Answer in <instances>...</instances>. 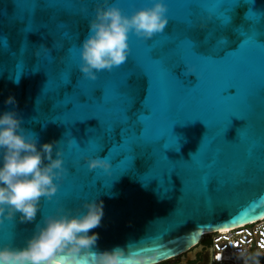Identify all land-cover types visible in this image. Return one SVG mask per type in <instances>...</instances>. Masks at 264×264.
I'll use <instances>...</instances> for the list:
<instances>
[{"label":"water","instance_id":"water-1","mask_svg":"<svg viewBox=\"0 0 264 264\" xmlns=\"http://www.w3.org/2000/svg\"><path fill=\"white\" fill-rule=\"evenodd\" d=\"M66 2L68 0H48L53 8ZM116 2L127 13L132 7L147 5L149 0ZM84 3L87 9L77 19L71 13L58 16V20L68 25L66 30L73 34L72 40L66 42L56 29L57 21L52 19L51 11L42 4H37L34 12L38 29L25 33L22 17L26 15L25 9L32 5L22 0L14 8L11 0H0V44L3 45L0 52V110L11 107L3 100L7 95H13L22 127L35 134L40 142L58 141L66 169L52 199L48 202L41 198L33 222L20 224L13 220L0 224V244L22 246L32 234L34 224L42 215L51 214L56 202L68 201L62 206L76 209L83 201L102 200L101 224L89 230L98 234L95 250L118 245L132 251L153 253L154 264L193 252L205 233L264 217V0H236L229 13L230 21L224 26H215V21L208 23L211 17L206 9L217 3H231V0H165L168 23L161 34L153 36L158 41L166 45L168 39L182 41L187 38L201 52L214 50L216 42L221 41L226 45L224 51H229L222 59H208L204 63L187 57L199 72L198 81L191 87L165 78L155 64L145 65L149 73L147 82L136 59L144 60L154 42L153 37L144 41L131 34L129 53L121 65L110 71L101 70L95 80L84 78L77 70L78 44L87 33L93 0H84ZM189 8L198 14L192 17L191 25L185 23L183 15ZM249 12L254 14L252 18H249ZM66 43L71 47L68 53L61 51ZM22 47L27 48V56L40 57L39 67L35 64L14 67V61L19 64ZM249 49L253 51L249 52ZM64 62L74 74L61 84L58 73ZM30 63H35V58ZM189 67L177 60L172 71L184 79L182 72ZM125 72L128 75L122 91L131 97L127 124L116 123L114 131L105 134L95 117L64 122L84 115L75 103L72 112L63 113V105L72 99L77 86L111 89ZM194 80L195 77L189 74L184 82ZM228 85L238 90L236 96L222 94ZM99 93L97 89L96 95ZM249 93L252 104L248 119L233 117L231 123L221 129L223 140L220 139V122L239 106L240 97ZM143 99L150 107L145 118L149 132L163 134L171 126L174 147L162 149L165 137H161L154 145L135 148L133 170L122 172V165L113 164L110 154L105 155L108 147L119 142L121 127L135 123ZM120 103V100L113 101V110L100 112L101 117L115 118ZM56 117L59 120H54ZM242 125L249 126L250 140L234 142ZM102 134L105 147L98 156L109 162L107 173L87 169L82 157L94 155L71 147L73 140L83 145ZM214 136L206 171L216 176L209 177L201 191L198 190L200 173L190 165V159L199 146L202 148ZM153 150L168 158L167 161L160 160L155 169ZM75 161H78V167ZM172 161L184 162L183 176L170 170ZM71 166L75 171H68ZM189 167H192L191 171ZM49 264H67L66 256L63 252L55 253ZM75 264H93V258L81 251L75 257Z\"/></svg>","mask_w":264,"mask_h":264},{"label":"clouds","instance_id":"clouds-1","mask_svg":"<svg viewBox=\"0 0 264 264\" xmlns=\"http://www.w3.org/2000/svg\"><path fill=\"white\" fill-rule=\"evenodd\" d=\"M165 0H149L125 13L116 0H93L87 19V33L79 40L77 70L95 80L101 70L121 65L129 53V35L147 41L161 33L168 23ZM191 71V68H188ZM0 110V224L15 220L31 223L40 208L41 198L51 200L66 171L62 150L56 140L40 142L22 127L15 97L7 95ZM87 169L108 172L109 162L100 156L82 157ZM103 201L89 199L79 208L57 205L42 215L22 246L0 244V264H49L50 257L63 252L67 264H75L81 251L93 264H154L153 253L114 246L95 250L98 234L90 232L101 224Z\"/></svg>","mask_w":264,"mask_h":264},{"label":"snow or ice","instance_id":"snow-or-ice-1","mask_svg":"<svg viewBox=\"0 0 264 264\" xmlns=\"http://www.w3.org/2000/svg\"><path fill=\"white\" fill-rule=\"evenodd\" d=\"M27 2L31 4L32 7L25 9L26 15L25 17H22V19L25 20L23 31L25 33H29L38 29V22L35 21L34 19V12H35V6L37 4H42L45 8L51 11L52 19L57 21L56 29L59 32V35L66 42H70L72 40L73 34L70 31L66 30L68 25L64 21L58 20V16L64 13H71L77 19L78 15H82L87 9V4L84 3V0H68V2L57 5L54 8L52 5L48 3V0H27ZM11 3L15 8L17 5L22 3V0H11ZM235 3L236 0H231V3H217L207 8L206 11L210 13V17H211L208 23L210 21H215V26L227 25L230 21L229 13L233 8V6L235 5ZM183 15H184L185 23L191 25L192 17L198 14L194 12L191 8H189L187 11L183 13ZM248 15L249 18H252L254 16V14L251 12H249ZM241 34L243 35V32H241ZM153 41L154 42L149 47L148 54L144 58V60L140 61L136 59V64L147 77V82L149 79V73L148 71H146L145 65L155 64L157 65L158 70L163 74L165 78L175 81L177 84L181 86L191 87L195 85V83L198 81L199 72L193 64H190L188 62V60L186 59L187 57H191L194 60L204 63L208 59L211 60L222 59L229 52V51H224L226 45L224 42L221 41L216 42V47L214 50L207 52L197 51V48L187 38L182 41H176L175 39H168L166 45L162 44L161 41H158L157 37H153ZM69 49H71L70 43H66L61 48V51L68 53ZM2 51H3V45L0 44V52ZM19 51H20L19 64L17 65L16 61H14V67L15 66L23 67L25 64H27L29 67H31L33 64L39 67L41 62L40 57L27 56L26 47H22ZM248 51L251 52L253 50L249 49ZM32 58H35V63H30ZM129 59H132V57H130ZM177 60L180 61L181 63H186L188 66H190L189 68H191V71L186 70L185 72H182V76L184 79H181V77H178L172 71V66ZM73 74L74 72L71 69H69L66 63L64 62L58 73L59 83L61 84L64 83L70 77H73ZM189 74L194 76L195 80L194 82L185 83L184 81L186 80ZM20 75L17 78H19ZM127 75L128 73L125 72L119 83L114 88L111 89H107L103 86L82 89L77 86L76 92L73 95L72 99L68 100V103L63 105V113L72 112L73 103H75L76 105L80 106V108L84 111V115L77 116L72 120H64V122L68 123L69 121H71L74 123L75 121L78 120L95 117L99 121L100 129L102 133L105 134L112 133L114 131V125L116 123L127 124L129 121V116L127 115V109L128 106L130 105L131 97H129L125 92L122 91V87L126 82ZM76 83L78 85L77 77H76ZM97 89L100 90L99 95H96ZM230 89L232 91H229ZM237 92L238 90L234 86L228 85L223 89L222 94L226 97H233L237 95ZM81 97H84V99L82 100ZM145 97H147V89H146ZM116 100H120L121 103L118 107V110L115 112V118L111 120H106L102 118L100 112H111L113 110V101ZM251 104H252L251 93L240 97L239 106L234 108L227 115L226 119L220 122L219 133H218L220 139H222L220 135L221 129L229 125L233 117L242 120L248 119L247 114L251 108ZM67 105H71V107L68 108L66 107ZM149 113H150V107L145 103V100L143 99L142 109L138 111V114L136 115L135 123L132 124L130 127H121L119 132V136H120L119 142L116 141L114 146H110L107 149V154L105 156H108L110 154V158L113 164H121L122 172L133 170V160L136 156L135 155L136 152L134 151L135 148H143L148 145H154L161 137H165V141L161 146L162 149L174 147L173 137L170 131L171 126L163 134H152L149 132L148 124L145 119L149 115ZM54 120H59V118L56 117ZM190 121L191 120L182 121L181 123L190 122ZM207 132L204 134V137L207 134ZM204 137L202 141L204 140ZM104 138L105 137L102 134L95 138L89 139L83 145L73 140L71 147L78 152L86 151L94 156H98V153L101 150H103L105 147ZM215 138L216 137L214 136L211 139H209L207 144H205L202 148L201 146H199V148L192 154V157L190 159V165L200 173L198 179V190L201 191L204 190L209 177L216 176L215 174L206 171L210 163L209 149L211 147L212 140ZM110 140L111 137L109 136V141ZM244 140H250L248 125H242L240 127L237 133L236 140L234 142H239ZM197 153H199V155H197ZM153 158H154V163H153L154 169L156 168L160 160H164V161L168 160L166 155H158L155 152V150H153ZM75 165L76 167H78V161H75ZM192 167H189L188 170L191 171ZM185 168L186 166L183 161H172L170 164V170L177 172L181 176L184 175ZM68 171L69 172L75 171V168L71 166L70 168H68ZM96 183L97 181L95 182V186ZM49 201L50 200H48V202ZM67 202L68 201H66L65 203L56 202L55 208L58 204L65 205ZM169 227H171V225Z\"/></svg>","mask_w":264,"mask_h":264},{"label":"built area","instance_id":"built-area-1","mask_svg":"<svg viewBox=\"0 0 264 264\" xmlns=\"http://www.w3.org/2000/svg\"><path fill=\"white\" fill-rule=\"evenodd\" d=\"M214 264H264V217L226 229L205 233Z\"/></svg>","mask_w":264,"mask_h":264},{"label":"flooded vegetation","instance_id":"flooded-vegetation-1","mask_svg":"<svg viewBox=\"0 0 264 264\" xmlns=\"http://www.w3.org/2000/svg\"><path fill=\"white\" fill-rule=\"evenodd\" d=\"M157 264H214L211 261L210 245L199 243L193 252Z\"/></svg>","mask_w":264,"mask_h":264},{"label":"trees","instance_id":"trees-1","mask_svg":"<svg viewBox=\"0 0 264 264\" xmlns=\"http://www.w3.org/2000/svg\"><path fill=\"white\" fill-rule=\"evenodd\" d=\"M200 243H206V244H209V245H210V241H209V239H202V240L200 241Z\"/></svg>","mask_w":264,"mask_h":264}]
</instances>
